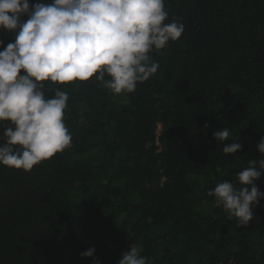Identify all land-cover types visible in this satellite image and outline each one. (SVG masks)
Returning <instances> with one entry per match:
<instances>
[{
	"label": "trees",
	"instance_id": "1",
	"mask_svg": "<svg viewBox=\"0 0 264 264\" xmlns=\"http://www.w3.org/2000/svg\"><path fill=\"white\" fill-rule=\"evenodd\" d=\"M165 10L185 31L150 54L159 68L133 92L113 94L95 75L41 82L48 97L68 94L72 140L29 172L0 165V264H93L80 255L90 247L98 264H117L132 243L152 264H264V200L245 228L208 195L260 159L264 0H165ZM225 127L236 154L213 138ZM256 186L264 192V176Z\"/></svg>",
	"mask_w": 264,
	"mask_h": 264
},
{
	"label": "clouds",
	"instance_id": "2",
	"mask_svg": "<svg viewBox=\"0 0 264 264\" xmlns=\"http://www.w3.org/2000/svg\"><path fill=\"white\" fill-rule=\"evenodd\" d=\"M167 20L165 0H0V33L14 38L6 47L0 40V122H10L3 130L0 165L29 172L70 146L64 123L69 96L63 90L46 96L41 82L65 85L95 75L113 94L131 93L159 68L150 54L185 31L183 23ZM230 135L228 127L213 132L226 155L242 150ZM256 147L260 159L248 160L237 173L238 184L225 180L208 193L245 228L264 200L256 186L264 176V135ZM95 252L90 247L80 255L98 264ZM117 264L152 262L132 243Z\"/></svg>",
	"mask_w": 264,
	"mask_h": 264
},
{
	"label": "rangeland",
	"instance_id": "3",
	"mask_svg": "<svg viewBox=\"0 0 264 264\" xmlns=\"http://www.w3.org/2000/svg\"><path fill=\"white\" fill-rule=\"evenodd\" d=\"M160 129V128H159Z\"/></svg>",
	"mask_w": 264,
	"mask_h": 264
}]
</instances>
